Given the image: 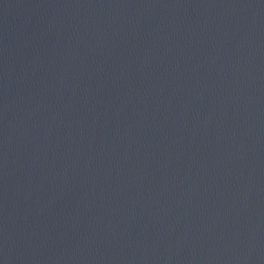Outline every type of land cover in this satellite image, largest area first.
<instances>
[{
	"label": "water",
	"instance_id": "water-1",
	"mask_svg": "<svg viewBox=\"0 0 264 264\" xmlns=\"http://www.w3.org/2000/svg\"><path fill=\"white\" fill-rule=\"evenodd\" d=\"M0 264H264V0H0Z\"/></svg>",
	"mask_w": 264,
	"mask_h": 264
}]
</instances>
